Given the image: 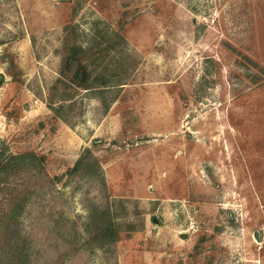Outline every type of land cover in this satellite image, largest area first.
<instances>
[{"label": "rangeland", "instance_id": "1", "mask_svg": "<svg viewBox=\"0 0 264 264\" xmlns=\"http://www.w3.org/2000/svg\"><path fill=\"white\" fill-rule=\"evenodd\" d=\"M67 27L111 84L65 123ZM3 146L46 161L0 185V264H264V0H0Z\"/></svg>", "mask_w": 264, "mask_h": 264}, {"label": "trees", "instance_id": "2", "mask_svg": "<svg viewBox=\"0 0 264 264\" xmlns=\"http://www.w3.org/2000/svg\"><path fill=\"white\" fill-rule=\"evenodd\" d=\"M63 44L62 58L58 71V78L49 89L48 107L55 116V120L67 122L64 118L65 106L69 104L74 107L77 103V97L81 91L87 94L102 95L111 84L106 75L96 74L95 64L100 58L99 54L104 53V49L97 50L95 45H82L75 42V33L67 27ZM89 153V152H88ZM87 158L79 159L75 166L68 171L70 176H74L82 167L87 168L89 173L91 168L99 167L98 162L92 159L90 163H86ZM44 156H37L33 152H25L20 154H11L6 147L0 148V185L8 186V181L25 171L31 170L35 166L45 164ZM92 163V164H91ZM17 198L12 199V205L4 215V233H9L11 225L16 220L19 205L15 203ZM21 206V205H20ZM105 234V231H104ZM106 235L110 241L115 240L116 233L112 226L106 230Z\"/></svg>", "mask_w": 264, "mask_h": 264}, {"label": "bare ground", "instance_id": "3", "mask_svg": "<svg viewBox=\"0 0 264 264\" xmlns=\"http://www.w3.org/2000/svg\"><path fill=\"white\" fill-rule=\"evenodd\" d=\"M257 241V240H256ZM255 242V241H254ZM256 243V242H255Z\"/></svg>", "mask_w": 264, "mask_h": 264}, {"label": "water", "instance_id": "4", "mask_svg": "<svg viewBox=\"0 0 264 264\" xmlns=\"http://www.w3.org/2000/svg\"><path fill=\"white\" fill-rule=\"evenodd\" d=\"M257 237V236H256Z\"/></svg>", "mask_w": 264, "mask_h": 264}]
</instances>
